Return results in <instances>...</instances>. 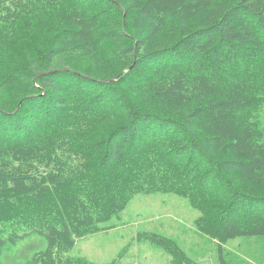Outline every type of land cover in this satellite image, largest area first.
<instances>
[{
  "label": "trees",
  "instance_id": "trees-1",
  "mask_svg": "<svg viewBox=\"0 0 264 264\" xmlns=\"http://www.w3.org/2000/svg\"><path fill=\"white\" fill-rule=\"evenodd\" d=\"M263 107L264 0H0V264H90L77 242L155 193L229 264L264 236Z\"/></svg>",
  "mask_w": 264,
  "mask_h": 264
},
{
  "label": "rangeland",
  "instance_id": "rangeland-1",
  "mask_svg": "<svg viewBox=\"0 0 264 264\" xmlns=\"http://www.w3.org/2000/svg\"><path fill=\"white\" fill-rule=\"evenodd\" d=\"M264 126V107L260 114ZM201 212L186 197L174 193L140 194L102 230L77 242L71 257L90 264H176L171 254L150 242H138L139 233H156L174 240L193 261L220 264L219 243L202 232L196 221ZM35 248L41 247L35 239ZM229 264H264V236L237 238L222 245Z\"/></svg>",
  "mask_w": 264,
  "mask_h": 264
},
{
  "label": "bare ground",
  "instance_id": "bare-ground-1",
  "mask_svg": "<svg viewBox=\"0 0 264 264\" xmlns=\"http://www.w3.org/2000/svg\"><path fill=\"white\" fill-rule=\"evenodd\" d=\"M37 4V3H36ZM39 13V12H38ZM67 20V19H66ZM253 23V22H252ZM259 33V32H258ZM259 35V34H258ZM257 36V35H256ZM34 40V39H33ZM38 40V39H37ZM32 42H34V41H32ZM260 43H262V42H260ZM218 44V43H217ZM205 53V52H204ZM212 60V59H211ZM206 65H207V63H206ZM193 73V72H192ZM193 75V74H192ZM187 80V79H186ZM184 104V103H183ZM178 105V104H177ZM188 108V107H187ZM157 119V118H156ZM179 121V120H178ZM158 125V124H157ZM55 128H57V127H55ZM176 129V128H175ZM176 131V130H175ZM169 136V135H168ZM71 138V137H70ZM63 145V144H62ZM50 146V145H49ZM48 198V197H47ZM25 200V199H24ZM49 222V221H48Z\"/></svg>",
  "mask_w": 264,
  "mask_h": 264
}]
</instances>
